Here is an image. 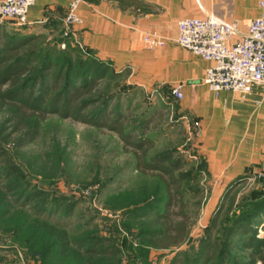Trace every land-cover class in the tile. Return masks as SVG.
<instances>
[{
    "label": "rangeland",
    "instance_id": "obj_1",
    "mask_svg": "<svg viewBox=\"0 0 264 264\" xmlns=\"http://www.w3.org/2000/svg\"><path fill=\"white\" fill-rule=\"evenodd\" d=\"M34 34L45 49L42 55L72 49L75 62L89 56L88 48L61 39L63 33L60 38L46 29ZM127 72L110 64L82 97L89 112L103 108L127 132L150 137V157L170 152L195 176L184 186L186 238L176 244L163 236L165 219L180 218L178 205L165 208L160 178L135 168L134 149L114 130L48 114L36 138L16 146L19 133L13 132L8 108L0 106V264H172L173 258L195 253L208 235L219 237L223 246L232 241L227 264H250L253 248L234 226L248 204L262 197L258 179H263L246 174L226 180L203 148L199 121L186 115L180 99L167 87L136 83ZM254 229L262 238L264 221ZM64 231L67 245L58 250L51 245L54 233ZM95 238L101 240L99 254L82 245Z\"/></svg>",
    "mask_w": 264,
    "mask_h": 264
},
{
    "label": "crops",
    "instance_id": "obj_2",
    "mask_svg": "<svg viewBox=\"0 0 264 264\" xmlns=\"http://www.w3.org/2000/svg\"><path fill=\"white\" fill-rule=\"evenodd\" d=\"M71 1L35 0L28 9V24H13L26 33L46 29L60 38ZM138 2L141 5L82 0L78 12L83 22L69 29L68 39L91 50L94 57L113 64L116 71L129 70L136 83L170 90L180 84L182 97L176 99H180V108L188 117L199 121L201 143L218 166L219 174L226 180L246 174L264 179V88L254 87L244 96L228 89L214 93L203 78L210 63L174 42L179 18L208 13L235 20L240 32L245 33L249 22L260 13L258 0ZM4 21L9 23L0 17V24ZM145 33L166 37L164 46H145Z\"/></svg>",
    "mask_w": 264,
    "mask_h": 264
},
{
    "label": "trees",
    "instance_id": "obj_3",
    "mask_svg": "<svg viewBox=\"0 0 264 264\" xmlns=\"http://www.w3.org/2000/svg\"><path fill=\"white\" fill-rule=\"evenodd\" d=\"M118 1L122 5L126 3L141 5L138 0ZM7 20L9 23L4 21L0 24V106L8 108L13 132L19 133L16 146L32 142L39 133L41 122L48 114L71 118L95 128L114 130L125 147L131 146L134 149L135 168L142 174L153 172L160 178L167 194L165 208H170L173 204L178 205L179 220L168 222L165 219V223H162L164 227L162 233L164 237L171 236L174 243L181 244L187 236L188 227L184 186L195 176L188 170H182V160L174 159L170 152L150 157L149 151L154 147L152 139L127 132L118 118L109 119L103 108L92 112L87 110L86 99L82 96L106 75L109 62L94 57L89 49H87L89 56L76 62L72 60L75 52L72 49L59 53L48 49L49 51L42 55L45 49L38 46V36L18 29L14 26L13 19ZM62 38L68 40L67 37ZM258 183L264 185V179L261 182L258 179ZM240 215L242 220L238 219L235 223L234 233L237 236H245V244L253 248L249 253L250 264L258 261L264 264V250H260L264 236L257 238L254 229L264 221V192L262 197H257L248 204L244 215ZM164 216H158L157 219L161 220ZM217 220L218 215L211 224L213 228L217 226ZM66 234L65 231L54 233L55 239L51 245H58V250L66 247ZM200 242L195 253L173 258L172 264H227L232 241L223 246L219 237L208 235ZM86 244L91 250L88 252L99 254L101 240L85 239L82 245ZM77 261L79 264H85Z\"/></svg>",
    "mask_w": 264,
    "mask_h": 264
},
{
    "label": "built area",
    "instance_id": "obj_4",
    "mask_svg": "<svg viewBox=\"0 0 264 264\" xmlns=\"http://www.w3.org/2000/svg\"><path fill=\"white\" fill-rule=\"evenodd\" d=\"M82 0H72L64 14L63 37L69 29L83 22L78 12ZM35 0H1L0 17L13 19L18 25L28 24V9ZM260 13L241 33L235 20L222 19L214 13L203 17H182L176 21V45L210 63L204 83L217 93L231 90L242 96L254 87L264 88V0H258ZM166 37L145 33L143 44L151 49L163 47ZM62 41L60 46H64ZM180 84L171 88L175 97H182ZM194 124L198 125L196 120Z\"/></svg>",
    "mask_w": 264,
    "mask_h": 264
},
{
    "label": "water",
    "instance_id": "obj_5",
    "mask_svg": "<svg viewBox=\"0 0 264 264\" xmlns=\"http://www.w3.org/2000/svg\"><path fill=\"white\" fill-rule=\"evenodd\" d=\"M262 179V178H261Z\"/></svg>",
    "mask_w": 264,
    "mask_h": 264
}]
</instances>
